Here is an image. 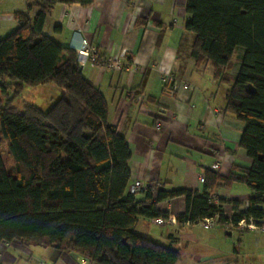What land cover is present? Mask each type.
I'll return each mask as SVG.
<instances>
[{
    "label": "trees",
    "instance_id": "16d2710c",
    "mask_svg": "<svg viewBox=\"0 0 264 264\" xmlns=\"http://www.w3.org/2000/svg\"><path fill=\"white\" fill-rule=\"evenodd\" d=\"M57 2L28 5L0 39V148L14 163L7 171L0 150V246L21 242L90 264H178L177 233L162 245L136 231L141 220L167 224L158 205L175 198L185 201L177 232L212 217L223 230H241L240 222L264 228V0L185 2L189 57L208 64L225 87V113L243 125L239 145L251 166L235 165L226 177L211 169L201 194L148 186L142 200L131 192L130 148L108 123L102 93L82 75L75 51L43 34ZM71 2L86 7L92 0ZM51 83L63 92L48 109L16 107L26 87ZM235 183L250 190L244 209L238 201L215 202L216 190Z\"/></svg>",
    "mask_w": 264,
    "mask_h": 264
},
{
    "label": "crops",
    "instance_id": "0c3cea01",
    "mask_svg": "<svg viewBox=\"0 0 264 264\" xmlns=\"http://www.w3.org/2000/svg\"><path fill=\"white\" fill-rule=\"evenodd\" d=\"M44 1L48 0H0V39L16 29L18 13ZM71 1L58 0L52 6L43 34L75 53L86 42L100 57H118L125 64L120 71H99L78 63L84 78L102 93L108 123L130 148V185L140 181L163 191L201 194L204 183L200 178L213 164H219L216 172L223 177L235 165L251 166L239 145L243 125L225 113V87L212 78L208 64L197 66L189 57L186 0H92L86 7ZM37 12L32 9L30 16ZM166 72L194 89L179 98L165 95L161 78ZM47 85L54 87V97L47 100L51 106L62 89L54 83ZM158 122L162 124L159 130ZM250 197V190L237 183L215 192V202L238 201L242 209ZM137 198L142 200L143 192ZM158 209L176 218L184 213L185 201H163ZM223 212L230 217L233 211L225 204ZM149 223L156 225L154 220H141L136 231L150 236L153 227ZM156 226H167L168 235L177 233L180 255L184 248L197 264H264V233L260 231L185 225L177 232L174 225ZM156 235L159 242H169L164 232ZM0 264L90 263L54 249L15 242L0 246Z\"/></svg>",
    "mask_w": 264,
    "mask_h": 264
},
{
    "label": "built area",
    "instance_id": "2783aa9c",
    "mask_svg": "<svg viewBox=\"0 0 264 264\" xmlns=\"http://www.w3.org/2000/svg\"><path fill=\"white\" fill-rule=\"evenodd\" d=\"M76 54L79 65L81 66L92 65L95 68H97L99 71H120L125 66L122 59L118 57H113L109 59H105V58L99 59L97 57V51L95 50V48L86 42H84L82 46L76 50ZM161 81L163 85L164 94L173 98H179L182 92H191L194 89L192 85L188 84L187 82L179 80L170 72L164 73L161 78ZM161 128H162V124L158 122L156 124V129L159 130ZM218 167L219 164L216 163L213 164L211 168L212 170L217 171ZM200 182L202 183L204 182L203 177L200 178ZM147 187L148 186L145 185L144 183L140 181H135V183L131 187V192L132 193L145 192ZM154 223L156 225L165 224V222L162 219L155 220ZM176 223H177L176 218L169 217L167 220V224L175 225ZM193 225L200 226L205 230H209L217 226V220L213 217L207 218L198 221L196 223H193ZM225 226L227 229H230V226H228V224H226ZM239 227L240 229L260 231L264 233V228L258 227L252 223L246 224L244 222H240Z\"/></svg>",
    "mask_w": 264,
    "mask_h": 264
},
{
    "label": "rangeland",
    "instance_id": "374dc122",
    "mask_svg": "<svg viewBox=\"0 0 264 264\" xmlns=\"http://www.w3.org/2000/svg\"><path fill=\"white\" fill-rule=\"evenodd\" d=\"M233 73H234V71H233ZM53 90H54V87L51 86V85H39V86L26 87L24 89L22 95H21V99H19L22 102H18L17 101L15 103V105H16V107L19 108L24 103H33V104H36V105L40 106L42 109H48L49 105H48V101L47 100H50L52 97H54L53 96L54 95V91ZM182 93H184V92H182ZM5 149H6L5 146H2L0 148L1 153H2V161H3L4 167H5V169L7 171H9L14 166V163L6 155ZM218 169H219V167H218ZM218 169H217V171H218ZM149 225L151 227H153L150 230V231H152V234H150V236H146V237L151 239V240H153V241H155V242H157V243H160L162 245H166L167 244L166 242H159L160 240H159V238L156 237L157 236L156 233L164 232V234L166 235L167 234V230H168L167 226H156V225H153L151 223H149ZM209 230H211V229H209ZM146 235H149V234H146ZM151 237H153V238H151ZM29 250L31 252L34 251V249H32V248H30ZM192 250L194 251V253L197 251V250H194V249H192ZM181 251L182 252H181L180 260H179L178 264H197L195 262V260L193 259V257L189 256L188 251H185L184 248H181Z\"/></svg>",
    "mask_w": 264,
    "mask_h": 264
},
{
    "label": "bare ground",
    "instance_id": "6f19581e",
    "mask_svg": "<svg viewBox=\"0 0 264 264\" xmlns=\"http://www.w3.org/2000/svg\"><path fill=\"white\" fill-rule=\"evenodd\" d=\"M78 62V61H77ZM204 178V177H203ZM204 182H205V180H204ZM203 182V183H204ZM214 218V217H213ZM216 219V218H215ZM216 228H220L219 226H218V224H217V226L215 227V228H213V229H216ZM222 228V227H221ZM227 228L226 227H224V230H226ZM227 230H229V229H227ZM242 230V229H241Z\"/></svg>",
    "mask_w": 264,
    "mask_h": 264
},
{
    "label": "water",
    "instance_id": "95a60500",
    "mask_svg": "<svg viewBox=\"0 0 264 264\" xmlns=\"http://www.w3.org/2000/svg\"><path fill=\"white\" fill-rule=\"evenodd\" d=\"M70 255H71V256H74V258H76V257H77V255H76V254H73V253H71Z\"/></svg>",
    "mask_w": 264,
    "mask_h": 264
},
{
    "label": "clouds",
    "instance_id": "9594fccd",
    "mask_svg": "<svg viewBox=\"0 0 264 264\" xmlns=\"http://www.w3.org/2000/svg\"><path fill=\"white\" fill-rule=\"evenodd\" d=\"M247 230V229H246Z\"/></svg>",
    "mask_w": 264,
    "mask_h": 264
}]
</instances>
